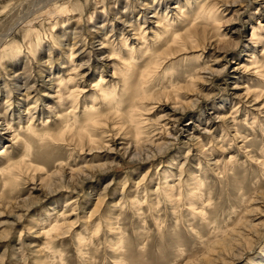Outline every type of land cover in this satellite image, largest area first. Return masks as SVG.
I'll use <instances>...</instances> for the list:
<instances>
[{"label": "rangeland", "instance_id": "374dc122", "mask_svg": "<svg viewBox=\"0 0 264 264\" xmlns=\"http://www.w3.org/2000/svg\"><path fill=\"white\" fill-rule=\"evenodd\" d=\"M199 2L217 4L219 22L186 36ZM169 23L183 39L140 104L141 136L120 115L92 143L78 128L61 141L26 132L83 117L133 47L140 63L147 48L168 50L157 34ZM260 23L264 0H0V264H264ZM70 76L78 103L60 100Z\"/></svg>", "mask_w": 264, "mask_h": 264}, {"label": "bare ground", "instance_id": "6f19581e", "mask_svg": "<svg viewBox=\"0 0 264 264\" xmlns=\"http://www.w3.org/2000/svg\"><path fill=\"white\" fill-rule=\"evenodd\" d=\"M210 3H208V2H204L203 4H202V2L197 3V7H195V9L197 8L196 12L194 13L193 18L190 19V31H189L190 34H187L186 36H193L194 34H200V32L206 33L209 30V26H211V28L216 27V23L219 22V16H218L217 7H216L217 4H212V3L210 4ZM213 24H214V26H213ZM259 25H260L261 29H264V25H262L261 23ZM159 27L161 28V26H159V25L157 26V28L160 30ZM172 27H173V25H171L169 23V24L164 26L165 29H163L162 31L160 30V33L157 34L158 38H160V36L164 35L165 41L170 43L167 46L168 50L164 49L165 47L164 48L162 47L163 50H161L162 48H159V47L153 48V49L150 48L151 50L149 48H147L148 53H147V55L145 54L146 58H145V60L142 58L143 61L140 63V61L134 62V60H133V57H134L133 54L135 53V47H133L132 52L130 53L132 56H130L129 58H125L124 60L121 58L122 64L120 65V74H121L122 79L119 82H116L115 84H112V85H110V87L108 86L106 88L101 87L99 85V83H97L99 92H97V95L92 98L91 103L87 104L83 117L74 118L75 116H78L75 113L72 115L73 116L72 119L64 120V125L62 127V130L58 134H54V133H51L49 131H46L45 129H47V128H45L43 130L46 132L40 133L38 131L37 127L35 125H32V124H30L29 126L26 127V132L28 134H35V135L39 136V138L42 142L46 141V140H50V139H55L54 141H56V140L61 141V140L66 139V133L68 131L74 132L73 130L78 128V129H80V131H82L81 132L82 134H80V135L82 137L84 136V138H85V135H83V134L88 135L89 139L91 140L90 143H92L94 141L93 140V136L95 134L94 132L97 130V128L102 126V124L104 125L105 122H109L115 116L120 115L121 117H119V119H123L122 122H120L122 124V126H124L123 123H125V124L128 123L129 125L134 127L136 129L135 135L138 137L142 132V131H140V122H141L140 116H142V111L146 107V105L142 106L140 104H144L147 102V100L151 99L152 93L149 92L150 86L153 84V81L151 82V80L157 74L156 70L160 69L163 66L164 60H165L164 54H167L168 52L173 51V48L175 47V46L173 47V45L179 44V41L181 39H183L182 35L178 34V31L173 30ZM258 28H259V26L253 27L251 40L254 44H262L264 47V34L259 33ZM217 33H218V35H221L220 31ZM146 34H147V32H146ZM165 34H169V35H165ZM209 34H210V32H209ZM143 37L145 38V36H143ZM166 42H165V45H166ZM165 45H163V46H165ZM182 46L185 47L186 44L182 43ZM140 48H141V46H140ZM263 51H264V48H263ZM199 56H201V55H199ZM263 58H264V55H263ZM259 62H263V63H261L258 66V68H257L258 70L256 71V73L262 76V80L264 82V61H257V63H259ZM173 67L174 66H169V67L167 66L166 71H165L166 74H167V72H169L170 74L171 73L173 74L176 71L175 70L176 68H173ZM73 81H76V78L71 77V76L68 77V79H66V80L60 79L58 84L65 82L63 84L65 86L64 90L67 91V95L65 96V98H62V97L60 98V100L62 102L65 100H70V99L72 101L77 102V103L79 102V99H78V94L80 92L79 91V84L77 83L78 86L74 90H72L69 86L72 84ZM119 83H121L120 84L121 86H119ZM171 85L173 87H175L174 86L175 83L174 84L172 83ZM62 86H60V89L62 88ZM263 88H264V86H263ZM118 89H121L120 94L118 93ZM263 90L264 89L260 90L261 94L263 93ZM64 95L65 94H63L62 96H64ZM98 104H101V105H98ZM10 106L11 105L8 104L7 107H10ZM28 109H30V107ZM256 117L257 116H255V119H256ZM65 118H66V116L64 117V119ZM106 125H107V123H106ZM109 126H111V125H109ZM122 126H120V128H122ZM113 127H115V126H113ZM116 128H118V127H116ZM127 128H129V127H126L125 129H127ZM80 131H77V132H80ZM91 131H93V133H91ZM84 132H86V133H84ZM141 138H143V137H141ZM79 139H80V137H79ZM21 142H22V147H24L25 156L31 158L33 156V153H32L33 146H32L31 141L28 139L22 138ZM233 158L234 157L230 158V162L233 160ZM10 160H11V158H10ZM14 164L15 163L13 162V166H14ZM19 165H15L14 168L15 167L18 168ZM29 165L34 166L33 164H29ZM36 166H34L33 168H35ZM225 166H226V164H225ZM263 166H264V160L262 161V167ZM4 169H6V168H4ZM12 170H10V171L8 170V173L6 172V170L5 171L2 170V172H1L3 174V177L5 174H7V178H6L7 181H9L8 175L10 178H13L12 175H13L14 171L12 172ZM36 171H38V170H36ZM83 171L84 170H82V172ZM15 177H16V175H15ZM72 178H73V176H72ZM202 182H203L202 180H197V182H196L197 185H196L195 189L192 190V192L190 193L192 195L191 196L192 201L189 203V205L193 210H197L196 204H198L199 198L203 195V193L199 192V189H201V186L203 185ZM8 183L6 182L5 184L7 185ZM174 193H175V188H173L172 185H168L165 197H167L168 199L171 200L175 196ZM180 195H181V192L179 193V196ZM177 199H179V198H177ZM180 203H183V201L179 200V202L176 203V207ZM60 225L61 224L56 223L54 226H51L49 228V230L46 231V233H50L52 231L59 230ZM84 239H85V236L81 235L79 237V241L81 244L84 243V241H85Z\"/></svg>", "mask_w": 264, "mask_h": 264}]
</instances>
